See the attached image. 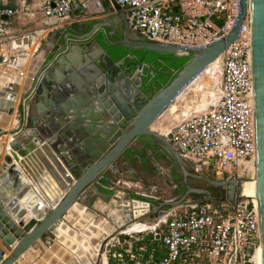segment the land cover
Instances as JSON below:
<instances>
[{"label": "water", "instance_id": "water-1", "mask_svg": "<svg viewBox=\"0 0 264 264\" xmlns=\"http://www.w3.org/2000/svg\"><path fill=\"white\" fill-rule=\"evenodd\" d=\"M105 3L115 13L116 23H95L85 35L73 31L64 33L61 35V45L50 50L42 49L34 57L17 108L20 126L10 132V135L18 137L23 132L26 104L38 88L42 87V79L47 81L45 71L58 64L62 55L70 53V40L90 41L99 31L108 29L105 40L115 47L130 52L145 50L190 57V60L167 86L139 104L137 99L142 98V94L134 86V81L140 85L137 78L134 80L135 72L128 69L125 75L123 70H117L116 66L121 60L115 61L103 48L99 38L90 41V46L96 48L97 56L91 55L89 51V58L84 62L85 67L78 74H67V79L52 93L54 99L50 102V114L58 117L59 126H63L53 136L46 137L49 145H53L55 153L49 152V146L41 150L44 156L41 151L34 153L37 151L35 144L38 140L41 145H45L36 131L32 132L24 144L15 142L10 145L11 152L5 158L4 171L13 173L18 168L30 184L24 181L13 198H0V264H101L103 260L109 264L106 246L112 239L127 235L126 229L134 224H142L143 220L153 216H156L155 223H158L171 210L195 203L235 205L241 201L243 185L240 182L235 179L219 182L194 174L193 170H189L190 164L154 129V125L168 112L176 98L239 39L248 13L251 21L255 100V182L261 228L260 264H264V0H239V15L231 33L217 42L197 49L149 42L129 28L125 11L116 0H105ZM116 24H120L122 28L118 40L115 39L118 30ZM49 55L52 56L50 59ZM22 80V76H17L14 84L10 86L11 90L0 91V122L4 117L11 118L14 115L19 95L12 90ZM72 96L76 98L75 103L71 101ZM83 97L87 101L80 100ZM5 135L7 132H1L0 138ZM32 138L37 139L36 142H30ZM140 138L153 140L178 167L183 177V194L172 200L147 201L133 197L129 191L116 188L105 192V197L92 198V187L102 179L106 181L108 173L114 174V183L125 179L123 174L128 176L126 179L133 177L136 182L141 181V177L128 161L129 154L134 153L133 146ZM3 148L0 146V159ZM32 153L34 154L31 158L40 157L43 165L48 166L65 192L59 200L45 202L33 193L31 181L38 182L36 173L34 177L29 168L30 158L27 157ZM146 154L157 165L155 172L168 185H172L168 174L157 164V159L149 151ZM21 158H26L27 164ZM138 159L140 160L139 157ZM49 160L54 161L56 170ZM38 173L42 174L43 171ZM190 180L221 189L225 196L216 198L209 190L194 188L190 185ZM152 184L155 185L154 182ZM195 196H200L201 200H195ZM29 212L32 218L24 224L22 219ZM6 251L9 252L7 258ZM237 259L236 251L229 264H237Z\"/></svg>", "mask_w": 264, "mask_h": 264}, {"label": "built area", "instance_id": "built-area-1", "mask_svg": "<svg viewBox=\"0 0 264 264\" xmlns=\"http://www.w3.org/2000/svg\"><path fill=\"white\" fill-rule=\"evenodd\" d=\"M125 11L129 28L149 42L197 49L227 37L237 20L239 0H116ZM0 0V67H13L16 55L26 53L30 34L17 37L6 47L11 20L17 15L31 16L26 9L13 10ZM105 0H50L42 9L45 23L64 22L75 12L105 11ZM186 56V55H183ZM207 68L168 110L193 95V110L182 114L175 124L160 129L190 164L193 173L216 181L235 179L243 186L255 182L256 129L252 70L250 13L240 37ZM21 75H24L21 73ZM139 183L121 180L117 187L133 197L156 201L140 190ZM154 199V200H151ZM164 228L165 231L160 233ZM166 228V229H165ZM145 232L159 238L165 250L160 260L136 250L143 232L121 235L106 246L109 264H229L237 251V264H255L261 248L260 213L257 198L242 194L238 204L195 203L171 210L167 217ZM125 236L126 239L121 237ZM249 259V262H246Z\"/></svg>", "mask_w": 264, "mask_h": 264}, {"label": "crops", "instance_id": "crops-1", "mask_svg": "<svg viewBox=\"0 0 264 264\" xmlns=\"http://www.w3.org/2000/svg\"><path fill=\"white\" fill-rule=\"evenodd\" d=\"M48 1L50 0H6L5 3L6 8L13 10H24L23 8L25 7L32 13V15L25 16L23 14H20L12 18L11 27H10V37L6 41V45H7L6 47L10 48L11 44L16 40L17 37H21L22 35L25 34H30L31 43L29 48L26 49V53H24L23 55L22 54L16 55L15 62L13 63V67L11 68L4 66L0 67V91L11 90L10 86L14 84L15 78L17 76L23 77V80L19 85L16 86V89L12 90L18 93L19 95L16 104L17 107L14 110L15 111L14 115L11 116V118H9L8 116L4 117L1 119L0 122V133L7 132V135L2 136L0 138V146L4 147L0 159V198L1 199H10L11 197L13 198V195L21 187V184H24V181H27V179L23 176V174L18 168L14 169L13 173H7V171H4L5 158L7 154L11 152L10 145L15 142H21V143L25 142L26 139L30 138L32 132L36 131L40 135L39 139L43 138L45 145H41L40 140H38V142L35 144L37 151H34V153L41 151L45 146L46 147L49 146L50 153L51 152L53 154L55 153L53 145H49V141L46 137L53 136L54 133L57 130L59 131V129H61L63 126H59L58 122L60 121L58 117H53L50 114V111L52 110L50 102L53 101L54 99L52 98V93L57 88H59L61 84H63L64 80L67 79L68 77L67 74L69 73L78 74L85 67L84 62L86 58H89L90 52L91 55H95L97 53L95 46L93 45L90 46L91 44L90 41L100 36H104L106 38V34L109 30L103 29L99 31L90 41L83 42V41L70 40V48H71L70 53L67 55H62L61 58L59 59L58 64L45 71L44 74L46 75L45 78H47V81L42 79V81L40 82L42 87L38 88V91L32 95L30 101L26 104L24 130L21 134L17 135L18 137H15L13 135H10V132L15 131L20 126L19 113L17 108L19 106L22 90L25 87L26 82L28 81L27 75L29 74V71L32 67V60L34 59L35 56H37V54L42 49L50 50L53 49L56 45H61L62 44L61 35L64 33H69L73 31L77 34L85 35L89 33L91 26L95 23L117 22L116 18L114 17L115 13L111 10V6L107 3H104L106 4L107 7H105V11L99 13L98 16H89V14L85 12L78 11L75 12L70 18H68L62 23L56 22L55 20H51L49 24L48 23L46 24L45 23L46 20L44 16L41 14V12L43 7ZM116 26L118 28L117 24ZM87 44L89 46H87ZM103 48L105 49L104 46ZM51 57H52L51 55L48 56L49 59ZM116 67L117 70H122L124 69L125 65L121 62ZM21 73H23L24 75H21ZM138 73L139 71L133 74L134 80L136 79ZM51 82H53L52 87L50 84ZM66 86H68V84H66ZM85 98L86 97L80 98V100ZM75 100H76L75 96H72L71 101L75 103ZM85 101H87V99H85ZM96 111L99 110L96 109ZM35 140L37 139L32 138V140L29 141L34 143L36 142ZM56 145L57 147L59 146L58 143ZM25 146L26 145H23V147ZM34 153H32V155H29L27 157L30 158V162H28L26 158L20 159L24 164H27V162L30 164L31 167L29 166V168L32 174L34 175V177L36 173L38 184L35 182V180L31 181L33 185V193L34 194L36 193L39 199L41 198L45 202L50 203V201H55L56 199L59 200L65 192L60 188V184L58 180L54 178L53 174L49 171L48 166H45V164L43 165L42 159L38 156L37 158H33V157L31 158V156H33ZM41 154L43 155L44 152L41 151ZM129 155L131 156V154ZM31 160H32V164H31ZM49 163L53 165L55 170L57 169L53 160H49ZM13 164L15 165L16 163L14 162ZM40 170L43 171L42 174L38 173L40 172ZM5 172L6 175H4ZM122 176H124L125 179H120L119 181L132 179L131 177L129 179H126L128 177L126 174H123ZM154 176L157 177L159 175L156 172H154ZM101 179L102 178H100V180ZM105 180L106 181H103L102 179L100 182H97L96 185L92 187L91 189L92 198L105 197L104 193L107 191H111L110 189H107V187H114L119 182L117 181V183H114L116 180L114 174L112 173H108L107 178H105ZM145 180L147 183L144 182L145 183L144 185L145 186L150 185L148 184V181L150 179L148 178ZM131 181L136 182V180L134 179H132ZM137 183H139L138 186L140 190H142L143 192L141 186L143 187L145 186L143 185L142 180ZM121 190L124 191V189ZM31 218L32 216L29 212V214L26 215L24 219H22V221L24 222V224H26L29 220H31ZM163 231H165L164 228L160 230V233H163ZM147 233L149 234L151 232L144 231L143 234H147ZM146 240H147L146 236L143 235L141 242H139L138 244L145 243L147 242ZM157 241L161 242L159 238H157ZM0 245H1V240H0ZM136 245L137 244H135V249L137 251L143 249L145 256L151 257L154 260H160L165 255V250L162 246V243L160 244L158 243V246H156V250L152 249L149 252V254H147L148 251L147 246L145 247L140 246L137 248ZM8 255L9 252L6 251L5 258H7ZM211 264H222V263L214 262Z\"/></svg>", "mask_w": 264, "mask_h": 264}, {"label": "flooded vegetation", "instance_id": "flooded-vegetation-1", "mask_svg": "<svg viewBox=\"0 0 264 264\" xmlns=\"http://www.w3.org/2000/svg\"><path fill=\"white\" fill-rule=\"evenodd\" d=\"M121 25H118V30L121 32ZM118 32V36L120 37ZM130 57V56H129ZM133 63H126V60H121L125 67L122 69L125 73V75L128 72V69L131 72H137L139 71V76L136 77L138 81H140V85L136 84V81H134V86L138 89V92L142 94V98H138V103H143L146 100H149L153 95L156 94L157 91H159L161 88H163L162 85H160V82L157 79V75L155 74V66H148L145 64H141L138 61H135V58L131 56V59ZM165 76L167 77L169 75L168 70H160ZM124 84V83H123ZM134 153L129 155V163L133 166V169L141 177V180L143 182V185L146 182L145 179H150L148 181V184H151L153 186H156V183L154 182L155 176V167L157 166L154 164L151 160V158L146 154V151H149L151 156L155 157L157 159V164L159 165V162L162 160L169 166L170 169H168V176L170 177L171 183H175V187L178 189L177 191V197L181 196L184 192V185H183V177L181 171L178 169V167L169 159L165 153L159 149L153 140L150 138H140L135 145L133 146ZM140 158V160L138 159ZM189 170H192L191 166H189ZM133 179V177H131ZM131 179V180H132ZM153 182L155 183L152 184ZM145 182V183H144ZM190 185L194 188H201L209 190L212 193V196L216 198H223L225 196V192L221 189H214L207 187L203 182L196 181V180H190ZM145 186V185H144ZM195 200H201L200 196H195Z\"/></svg>", "mask_w": 264, "mask_h": 264}, {"label": "trees", "instance_id": "trees-1", "mask_svg": "<svg viewBox=\"0 0 264 264\" xmlns=\"http://www.w3.org/2000/svg\"><path fill=\"white\" fill-rule=\"evenodd\" d=\"M99 42L105 47L106 52L115 60H126V63H133L132 60L129 59V56L134 57L135 61L140 62L141 64H145L148 66H155V74L157 75V79L160 82V85L163 87L167 86L173 78L176 76V74L183 68L185 64L188 63L190 60V57H178L174 55L169 54H157L154 52H147L145 50H135V51H127L122 48L115 47L114 45L109 44L104 36H100ZM116 40L120 39V37H115ZM160 70H168L170 73L166 77L165 74H163ZM146 235V234H143ZM147 242L137 244L136 247H145L147 246L148 251L147 254L152 249L156 250V246H158V243L161 242L157 241V238L153 236L152 233H149L147 236ZM122 239H126L125 236L122 237ZM157 252V251H155Z\"/></svg>", "mask_w": 264, "mask_h": 264}, {"label": "rangeland", "instance_id": "rangeland-1", "mask_svg": "<svg viewBox=\"0 0 264 264\" xmlns=\"http://www.w3.org/2000/svg\"><path fill=\"white\" fill-rule=\"evenodd\" d=\"M105 7L106 4H104ZM98 14H93L89 12V16H98ZM117 32H120L119 30H117ZM196 98L191 95L189 97H187V101L185 103H179L177 105V109L178 112H176L175 114H171L169 112H167L155 125H154V129L156 131L159 132L160 129H165L167 126L175 124L177 122V118H175L176 116H178L179 119L182 118V114L184 113H188L191 110H193V101H195ZM159 166L164 170L165 174H170L168 172L169 166L162 160L161 162H159ZM154 182L156 183V186L153 185H146L145 187L141 186L143 189V192L145 195H147L148 197H154L155 199H160V200H172L174 198L177 197V191L178 190L175 187V183H173L172 185H168L165 180H163L160 176H155ZM141 184V183H140ZM251 186V185H250ZM145 199H149V198H145ZM154 200V199H151ZM156 216H153L151 218L145 219L143 220L141 223L142 224H146L149 226H152L155 222H156ZM148 233L145 235L147 236ZM122 238V237H121ZM104 263L106 264V261L104 260Z\"/></svg>", "mask_w": 264, "mask_h": 264}, {"label": "bare ground", "instance_id": "bare-ground-1", "mask_svg": "<svg viewBox=\"0 0 264 264\" xmlns=\"http://www.w3.org/2000/svg\"><path fill=\"white\" fill-rule=\"evenodd\" d=\"M219 61V59H218ZM218 64V62L216 61L214 64H212L209 68H214L216 67ZM251 185V186H250ZM243 194L247 195V196H257V191H256V182H248L246 184H244L243 186ZM149 225L146 224H134L130 227H128L125 231V233L127 234H131V233H135V232H143L145 230L149 229ZM260 250L257 252V254L255 255V257L253 258V261L255 262V264H260ZM101 264H105L104 260L102 261Z\"/></svg>", "mask_w": 264, "mask_h": 264}]
</instances>
